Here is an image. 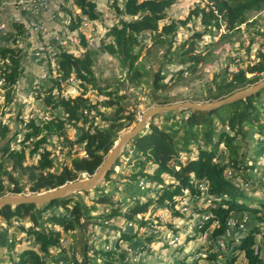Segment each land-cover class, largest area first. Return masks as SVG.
<instances>
[{
	"label": "trees",
	"instance_id": "1",
	"mask_svg": "<svg viewBox=\"0 0 264 264\" xmlns=\"http://www.w3.org/2000/svg\"><path fill=\"white\" fill-rule=\"evenodd\" d=\"M72 1L81 12L77 15V24L71 26L72 31L79 27L85 17L90 21L99 19L94 0ZM175 1L125 0L123 8H117L121 16L119 24L108 33L112 42L103 48L119 59L130 85L141 86L144 79L151 78V106L185 100L170 96L169 89L184 80L186 73L196 74L199 66L207 62L208 56L197 49L204 36L212 30H220L224 24L227 33L222 38H230L243 25L252 26L254 21L250 22L251 16L264 9V0H209L206 8H197L185 21L163 23L168 19V12ZM191 18H198L204 28L194 31L180 48H176L179 27L186 25ZM13 28L15 44L20 38L28 39L25 24L15 22ZM146 34L151 36L153 44L150 52L161 53L157 71L148 70L145 61L140 60L141 48L136 52L142 45L140 37ZM25 55L23 48L0 46V59L3 61L1 77L3 88L8 90V101H11L13 88L24 75ZM55 63L57 76L46 80L43 98L44 103L55 112L54 117L42 122L30 120L27 126L31 130L25 133L21 150L12 149L13 140L7 139L9 126L3 125L0 129V197L39 194L80 180L83 175H93L118 141L119 134L138 122L135 112L127 110L125 94L100 89L101 95L109 98L102 105L114 109L110 115L100 112L98 106L84 95L75 98L62 95L63 84L72 77L83 87H96L94 51L87 49L84 54L77 56L59 50L55 55ZM173 64L181 68L174 74L175 84L170 86L165 82L167 76L163 74V67ZM237 65L236 71L230 72L227 68L212 84L207 85L206 92L198 94L190 102L212 103L262 81L264 41L253 62L245 67ZM122 101L125 104L122 105ZM93 113L100 115L107 125H96ZM68 127L78 132L74 140L68 137ZM54 137L70 149V159L60 167L52 152L45 147ZM26 145L32 147L29 151L31 157H39L36 164L26 165ZM75 146L81 149L83 156H71V149ZM182 156H186L185 161L181 160ZM124 159L129 165L132 164V172L126 177L124 190V199H129L128 202L114 201L112 194L105 192L102 186L103 183H109L115 187L117 180L111 176L117 174L115 168L121 166ZM166 176L171 179V183L166 182ZM103 183L94 189L97 193L95 202L106 205L109 210L100 215H92L98 210L97 206L85 204L78 193L44 205L23 204L0 209V219L8 226L16 220H28L31 224L29 227L18 226L26 234V239L32 241V247L18 253L13 264H48L53 249L58 252L57 257L65 258L67 249L62 244L63 234H71L75 240L76 231L82 230L85 236L91 224L119 229L112 221L124 220L127 225L145 227L147 222L138 217L146 215L152 206L164 207L171 210L173 216L183 217L181 212L175 210L179 199L185 196L200 198L203 194L207 196L209 204L198 212L209 218L195 228L194 235L188 236L187 241L208 234L206 246L203 244L190 257L194 258L193 263L184 258L172 264H199L200 260L221 264V258L226 259V264H235L240 256L244 258L243 264H264L257 247V236H264V190L259 192L251 186L256 183L264 187V89L246 100L211 112L187 110L155 116L148 127L128 144ZM140 183L148 184L144 191H141ZM201 186L206 190L202 191ZM148 193L154 196H147ZM140 197H146V200ZM242 214L249 217L250 224L243 236L235 237L228 224L233 217ZM241 225L237 222L234 230L240 232ZM170 227L178 232L175 227ZM229 231L231 235L227 236ZM137 237L136 232L121 231L115 250L98 249L85 242L81 256L74 249L72 262L68 264H98L97 259L101 260L100 264H133L129 252H118L119 243L131 244ZM220 240L224 242L223 249ZM17 241L11 235L6 243H0V249L6 248L13 253ZM146 241H152V237ZM139 244L137 249H146L147 243L139 241ZM57 257L54 260L60 264Z\"/></svg>",
	"mask_w": 264,
	"mask_h": 264
},
{
	"label": "rangeland",
	"instance_id": "2",
	"mask_svg": "<svg viewBox=\"0 0 264 264\" xmlns=\"http://www.w3.org/2000/svg\"><path fill=\"white\" fill-rule=\"evenodd\" d=\"M8 1V2H7ZM2 0L3 6L0 9V46L20 47L23 48L25 55L24 75L16 84L14 90L10 94L11 101H8V90L3 88V81L0 70V129L3 125L9 126L10 133L7 139L12 138L11 147L14 150L22 149V141L24 135L31 129L28 128L30 120L34 119L37 122L50 120L54 117L55 112L51 110L43 101L46 90V80L49 77H56L55 55L59 50H65L74 55L80 56L89 49L95 52L94 72L96 77V87L87 85L83 87L81 83L72 77L62 86V95L66 97L83 96L92 104H96L100 112L112 114L114 109L105 108L102 103L109 100L105 95H101L100 89L105 92L114 91L127 96L128 111L135 112L137 120L152 107L150 101L151 78L144 79V84L141 86H133L126 80V72L121 67L119 59L108 52L104 51L105 45L112 42V38L108 36L111 28L119 24L121 16L117 8H123L125 0H94L97 4V10L100 14L97 21H90L86 17L83 18L79 27L72 31L71 26L77 24V15L81 14L80 10L74 6L72 0H48L50 7L45 12L30 13L23 12L18 6V0ZM7 2V3H6ZM209 0H176L174 5L168 12V19L163 23L172 20L185 21L191 13L197 8H206ZM6 3V4H5ZM1 4V3H0ZM1 6V5H0ZM9 8V12L4 15V9ZM3 11V12H2ZM9 14V16H8ZM29 15L26 20L22 17ZM4 17V18H3ZM26 21L28 39L20 38L17 44L14 43L15 30L13 24L15 22ZM252 26L243 25L241 30L230 38L223 39L222 36L227 33L226 26L223 24L220 30H212L210 34L204 36L198 43V51L204 56L207 55L206 63L199 66L196 74H185V79L175 84L174 74L181 68L179 65H165L163 74L166 75L165 82L171 87L169 89L170 96L177 99H185L176 103L190 102L192 98L198 94L206 92L207 85L212 84L219 75H222L228 68L230 72L237 70V64L246 66L254 61L257 51L260 49L261 42L264 41V9L251 16L250 22ZM18 22V23H19ZM28 22V23H27ZM28 24V26H27ZM31 24H36L37 29H33ZM203 26L198 18H191L186 25L180 26L175 47L180 46L190 38L194 31L203 30ZM141 47L136 49V52L142 49V61H145V67L151 71H157L160 65L161 53L150 52L152 50L151 36L146 34L140 37ZM217 43V45H216ZM187 48V47H186ZM3 61L0 59V69ZM122 105L125 104L123 101ZM95 115V124L98 126H106L100 115ZM160 123V120H156ZM136 125L133 124L119 134V138L129 132ZM68 137L71 140L76 138L77 130L73 127H68ZM258 137V136H257ZM256 138V137H255ZM61 142V141H60ZM57 137L51 139L50 143L45 147L52 152V156L57 161V166H62L66 160H69L68 146H63ZM2 143H0V146ZM32 147L26 145L27 153L26 165L36 164L38 156L31 157L29 151ZM224 149V147H221ZM84 153L78 146L71 149V156H83ZM186 156H182L181 160L185 161ZM263 163V160L260 161ZM117 174L111 176L117 180L115 187L109 183H103L104 191L112 194L114 201H122L124 199V190H126V177L132 172V164H128L127 160L122 161V165L115 168ZM152 171V167L150 168ZM89 178L83 175L82 179ZM167 183H171L169 177H165ZM141 191L148 186L147 183H140ZM258 189L259 192L264 190V187L254 183L251 185ZM134 188V187H133ZM30 195L29 193H26ZM96 191L88 193H78V197L88 206H97L98 210L92 215H100L103 212H108L106 205L97 204L95 202ZM147 196H154L153 193H148ZM141 200H146V197H140ZM207 196L203 194L200 198L185 196L179 199L176 206L178 212L183 214V217L173 216V212L164 207L152 206L144 216H139V220L147 222V226L140 227L138 224L127 225L124 220H113V224L119 229H109L108 227L101 228L100 225H90L86 235L82 230L76 231V239L74 240L71 234H63V246L67 249L65 258L57 257L58 252L53 249L51 251V259L48 264H68L72 262L73 250H77L78 256H81L82 248L85 242L98 249L115 250V244L121 235V231L136 232L137 239H133L131 244L127 242L119 243V251L129 252L130 259L133 264L141 262L144 264H172L175 260H183L184 258L189 263L194 262L193 254L206 246L204 238L199 235L196 239L187 241V237L194 235L195 228L198 227L206 219V215L199 213L200 208L207 206L209 203ZM61 211V210H60ZM232 222L243 224L244 228L241 231H231L234 236H243L245 229L249 226L250 219L246 214L235 216ZM23 225L29 227L31 224L28 220L19 222L13 221L12 225L8 226L0 219V243H6L11 235H14L16 240L13 253L8 249H0V264H13L17 260V254L25 249L32 247V241H28L26 234L18 229V226ZM173 226L177 229V233L171 229ZM54 228L60 229L58 226ZM213 229V227H212ZM211 229V230H212ZM61 230V229H60ZM121 230V231H120ZM210 232V231H209ZM152 237V241L149 238ZM21 240V243L19 241ZM259 251L264 259V236H257ZM139 241L147 243L146 249L141 250L137 245ZM208 246V245H207ZM183 249V251L181 250ZM207 251V250H206ZM205 253V251H203ZM12 258V259H11ZM55 259V260H54ZM196 260L198 258H195ZM226 259L221 258V264H226ZM244 258L239 257L235 264H243ZM100 264L101 260L97 259ZM199 264H215L211 261L200 260Z\"/></svg>",
	"mask_w": 264,
	"mask_h": 264
},
{
	"label": "water",
	"instance_id": "3",
	"mask_svg": "<svg viewBox=\"0 0 264 264\" xmlns=\"http://www.w3.org/2000/svg\"><path fill=\"white\" fill-rule=\"evenodd\" d=\"M263 89L264 79L254 86L237 91L228 97H225L221 100L212 103H199L188 101L152 107L142 115V117L138 120L137 124L134 126L133 129H131L129 132L125 133L118 139L112 150L104 158V161L101 166L96 170L93 175L89 176V178L69 182L59 188L52 189L39 194L5 195L3 197H0V209L6 206H18L23 204L44 205L50 203L53 200L65 198L73 194L93 191L104 182L105 178L112 170L117 160L123 155L128 144L133 139H135L140 133H142L145 128L148 127L150 121L155 116L170 112L187 110L211 112L215 109L233 104L237 101L246 100L248 97L257 94Z\"/></svg>",
	"mask_w": 264,
	"mask_h": 264
},
{
	"label": "built area",
	"instance_id": "4",
	"mask_svg": "<svg viewBox=\"0 0 264 264\" xmlns=\"http://www.w3.org/2000/svg\"><path fill=\"white\" fill-rule=\"evenodd\" d=\"M17 4H18L19 7H21V9H22L23 12H29V15H30V13H34L35 14V13H37L39 11L40 12L41 11L42 12H45V10L50 7V3H49L48 0H18L17 1ZM17 22H19V21L17 20ZM27 26H28V24H27ZM31 27L33 29H37L36 24H31ZM1 83H3V81H1ZM201 190L202 191H205L206 188L204 186H201ZM208 218L209 217L206 216V219L205 220H208ZM228 225H229V227H232V226L234 227L236 225V223H234V222H232V220H230V223ZM243 227L244 226L241 225V228H243ZM230 235H231V232L229 231L227 233V236H230ZM235 237H237V236H235ZM203 238H204V241L207 242L208 241V234H205L203 236ZM219 244H220V247L222 249L225 248L224 247V242H222L221 240L219 241Z\"/></svg>",
	"mask_w": 264,
	"mask_h": 264
},
{
	"label": "crops",
	"instance_id": "5",
	"mask_svg": "<svg viewBox=\"0 0 264 264\" xmlns=\"http://www.w3.org/2000/svg\"><path fill=\"white\" fill-rule=\"evenodd\" d=\"M6 1H7V0H6ZM7 2H8V1H7ZM7 2H6V3H7ZM0 3H1V4H0V5H1V6H0V9H1V7L3 6V4H2V0L0 1ZM6 3H5V4H6ZM8 9H9V8L4 9V13H3L4 15H6V14L9 12ZM2 12H3V11H2ZM8 16H9V14H8ZM28 16H29V15L23 16L22 19H23V20H26V19L28 18ZM26 17H27V18H26ZM3 18H4V17H3ZM21 23H23V24L26 25V21H22Z\"/></svg>",
	"mask_w": 264,
	"mask_h": 264
}]
</instances>
